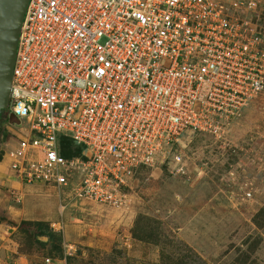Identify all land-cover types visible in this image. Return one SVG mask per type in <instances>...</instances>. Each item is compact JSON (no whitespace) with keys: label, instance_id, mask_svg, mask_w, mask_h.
<instances>
[{"label":"built area","instance_id":"built-area-1","mask_svg":"<svg viewBox=\"0 0 264 264\" xmlns=\"http://www.w3.org/2000/svg\"><path fill=\"white\" fill-rule=\"evenodd\" d=\"M263 2L28 0L7 96L12 177L116 208L137 169L183 171L186 135L225 144L231 119L264 90L251 21ZM62 138L79 153L63 156Z\"/></svg>","mask_w":264,"mask_h":264},{"label":"rangeland","instance_id":"rangeland-1","mask_svg":"<svg viewBox=\"0 0 264 264\" xmlns=\"http://www.w3.org/2000/svg\"><path fill=\"white\" fill-rule=\"evenodd\" d=\"M251 21L264 44V2ZM7 110L0 169L16 133ZM224 143L186 135L183 171L137 169L116 208L42 183H0V264H264V90L231 119Z\"/></svg>","mask_w":264,"mask_h":264},{"label":"water","instance_id":"water-1","mask_svg":"<svg viewBox=\"0 0 264 264\" xmlns=\"http://www.w3.org/2000/svg\"><path fill=\"white\" fill-rule=\"evenodd\" d=\"M27 1L0 0V109L7 104L15 46Z\"/></svg>","mask_w":264,"mask_h":264},{"label":"crops","instance_id":"crops-1","mask_svg":"<svg viewBox=\"0 0 264 264\" xmlns=\"http://www.w3.org/2000/svg\"><path fill=\"white\" fill-rule=\"evenodd\" d=\"M1 162L2 160H0V163ZM6 162L7 160L3 162L2 168L0 169V183L5 184L7 186H12L14 188H19V186L21 185H26V184H20L12 177L11 172L6 167Z\"/></svg>","mask_w":264,"mask_h":264},{"label":"trees","instance_id":"trees-1","mask_svg":"<svg viewBox=\"0 0 264 264\" xmlns=\"http://www.w3.org/2000/svg\"><path fill=\"white\" fill-rule=\"evenodd\" d=\"M61 154L63 156H70L72 154H77L80 151L79 145H73L70 140L62 138L60 139Z\"/></svg>","mask_w":264,"mask_h":264}]
</instances>
